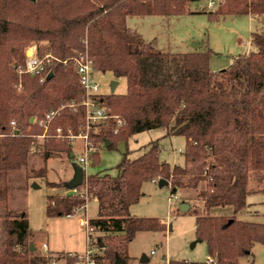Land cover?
I'll return each mask as SVG.
<instances>
[{"label": "trees", "instance_id": "trees-1", "mask_svg": "<svg viewBox=\"0 0 264 264\" xmlns=\"http://www.w3.org/2000/svg\"><path fill=\"white\" fill-rule=\"evenodd\" d=\"M192 1L0 0V176L5 180L21 170L33 174L29 164L36 146L43 148L45 165L34 176H46L52 155H75L71 136L86 127V94L76 64L84 56L92 59L94 71L127 81L125 93L93 96L109 115L89 130L95 161L101 144L113 148L142 131L165 128L166 135L186 138L183 165L161 160L158 142L151 141L138 157L125 155L117 176L85 173L74 194H68L69 181H47L64 189L48 196V217L69 216L97 201V215L89 220L100 264L118 259L130 264L128 244L136 233L167 229L157 217L130 213L143 184L160 178L174 191L194 190L207 209L232 208L231 214L196 216V237L206 242L214 260L210 264H239L255 243L264 245V223L237 217L248 205L249 168L264 173V0H224L220 9L208 12L214 20L245 14L262 22V29L252 34L256 50L218 71L210 67V49L164 52L127 24L129 15L190 12ZM29 47L44 59L40 73L25 72ZM0 216H5L0 264H49L59 258L76 264V256L68 253L31 251L33 234L25 213L6 205Z\"/></svg>", "mask_w": 264, "mask_h": 264}, {"label": "rangeland", "instance_id": "rangeland-1", "mask_svg": "<svg viewBox=\"0 0 264 264\" xmlns=\"http://www.w3.org/2000/svg\"><path fill=\"white\" fill-rule=\"evenodd\" d=\"M224 0H195L190 2V12L180 15H129L127 24L143 38L164 52L212 51L210 67L218 71L229 67L240 54L256 50L252 44L253 32L262 29V22L252 15H225L218 20L209 17V11L222 7ZM99 83V91L111 93V82L117 80L115 93L127 91L125 78L117 79L110 72L94 71ZM74 153L54 154L46 162V176H34V171L45 165L43 148L36 146L31 152L29 168L17 171L7 180L0 176V211L6 205L15 213L26 214L33 234L36 252L39 254L65 255L70 251L85 250V230L79 225L84 217L97 215L98 203L90 200L86 208L78 209L69 216L48 217L46 214L49 195L64 192L62 187H50L47 181H70L74 175V163L79 164L84 143L79 136L72 138ZM151 141H157L161 160L171 164H184L186 138L182 135H166L165 128H154L132 135L127 141H119L113 148L106 144L99 147V157L95 161L90 153L86 176L109 173L117 176L119 164L127 155L133 159L141 155ZM38 144H42L38 139ZM31 171V169H30ZM250 193L248 205L237 214L239 219L264 223V173L254 167L248 170ZM142 196L130 206V213L136 217H157L167 225L164 231H140L128 244L130 264H170V261L204 262L208 259L205 241L196 237L197 215L231 214V207L207 209L196 199L190 188L172 189L171 184L161 186L158 179L146 181ZM7 195V199L5 196ZM5 216H0V247L4 238ZM198 241V242H197ZM196 242L195 246L193 244ZM48 244L45 250L43 244ZM148 256V260H144ZM62 260L59 264H64ZM239 264H264V245L255 243L252 254L240 258Z\"/></svg>", "mask_w": 264, "mask_h": 264}, {"label": "built area", "instance_id": "built-area-1", "mask_svg": "<svg viewBox=\"0 0 264 264\" xmlns=\"http://www.w3.org/2000/svg\"><path fill=\"white\" fill-rule=\"evenodd\" d=\"M32 49L29 53L28 50ZM26 68L25 72L30 74L40 73L44 69V59L40 58L36 54L35 47H29L26 50ZM77 64V72L80 76L81 85L85 90V98L83 100V104L86 109V127L85 130L81 131L78 135L81 139H83L84 149L83 153L79 155V165H81L84 170L88 165L90 159V153L95 151L94 145L91 143L89 139V130L92 124L99 123L106 118L109 117L107 106L104 105L101 101L97 100L93 96L99 94V83L95 80L93 76L94 68L92 65V59L88 56H84L76 59ZM55 112L49 113L46 115V121H49ZM120 122V121H119ZM12 126L15 127V122H11ZM121 124V122H120ZM47 131V126H46ZM58 134H61L62 129L57 128ZM74 137V136H71ZM86 173V172H85ZM87 206V205H86ZM86 206L84 208H86ZM79 225L82 226L85 230V243L86 247L84 252H68L69 256H76V264H100L98 260L94 257V252L96 251L93 246V242L95 240V228L90 223L88 217L81 218L79 220ZM43 247L45 250H48V244L44 243ZM64 260L63 258H59L58 260H53L49 264H59ZM214 260L212 258H208L206 260L207 264L212 263Z\"/></svg>", "mask_w": 264, "mask_h": 264}, {"label": "water", "instance_id": "water-1", "mask_svg": "<svg viewBox=\"0 0 264 264\" xmlns=\"http://www.w3.org/2000/svg\"><path fill=\"white\" fill-rule=\"evenodd\" d=\"M118 81L117 80H113L111 82V91L114 92L116 86L118 85ZM33 119V118H31ZM107 146L109 145V142H107L106 144ZM71 156H73V152H71ZM74 175L73 177L71 178V180L69 181V184H68V188H69V191H68V194H74L76 192V189L77 187L81 186L84 182V178H85V170L84 168L79 165V164H75L74 163ZM159 184L161 186L163 185H168L169 184V181L164 179V178H160L159 180ZM196 244V242L193 244V246ZM30 250L31 251H35L36 250V246L34 245V242L31 241L30 242ZM144 260H148L147 257L144 256ZM116 264H127V261L125 259H118L116 261Z\"/></svg>", "mask_w": 264, "mask_h": 264}, {"label": "crops", "instance_id": "crops-1", "mask_svg": "<svg viewBox=\"0 0 264 264\" xmlns=\"http://www.w3.org/2000/svg\"><path fill=\"white\" fill-rule=\"evenodd\" d=\"M154 181V180H153ZM199 241V240H198ZM197 241V242H198ZM195 246V245H194ZM70 252H78V253H82V252H84V250L83 251H70ZM145 257H147L148 259H149V257L148 256H145ZM208 258H209V255H208Z\"/></svg>", "mask_w": 264, "mask_h": 264}, {"label": "bare ground", "instance_id": "bare-ground-1", "mask_svg": "<svg viewBox=\"0 0 264 264\" xmlns=\"http://www.w3.org/2000/svg\"><path fill=\"white\" fill-rule=\"evenodd\" d=\"M32 51V49H29L28 52L30 53Z\"/></svg>", "mask_w": 264, "mask_h": 264}]
</instances>
